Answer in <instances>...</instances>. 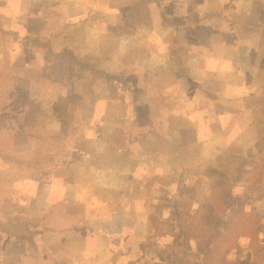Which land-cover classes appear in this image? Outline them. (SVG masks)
Here are the masks:
<instances>
[{
    "label": "crops",
    "instance_id": "1",
    "mask_svg": "<svg viewBox=\"0 0 264 264\" xmlns=\"http://www.w3.org/2000/svg\"><path fill=\"white\" fill-rule=\"evenodd\" d=\"M16 1L23 34L15 41L22 48L15 62L39 55L28 50L33 45L55 55L80 51L96 75L86 84L90 97L100 89L116 93L98 107L102 118L90 119L115 132L113 162L99 166L94 161L103 157L83 143L88 152L77 151L73 158L82 162H73L87 164L69 167L80 178L68 180L63 200L49 202L57 211L54 256L74 257L63 264H165L168 238L154 223L178 228L175 208L189 204L177 199L190 195V176L203 184L210 175L211 185L215 171L229 173L237 155L262 161L264 149L256 154L250 148L264 145V0H150L146 6V0ZM50 20L58 23L50 27ZM0 29L19 31L2 15ZM123 70L125 82L118 80ZM148 78L154 80L136 86ZM125 98L146 118L119 108ZM140 99H148L147 106ZM96 108L94 102L85 107ZM96 174L95 184L81 180Z\"/></svg>",
    "mask_w": 264,
    "mask_h": 264
},
{
    "label": "rangeland",
    "instance_id": "2",
    "mask_svg": "<svg viewBox=\"0 0 264 264\" xmlns=\"http://www.w3.org/2000/svg\"><path fill=\"white\" fill-rule=\"evenodd\" d=\"M149 1H144L143 6ZM20 5L16 0L0 3V15L19 30L8 31L5 39H0V264L69 263L74 261V257L68 253L54 256V243L59 235L50 230H55L53 214L57 211L49 202L51 198L63 200L68 180L80 178L70 175L69 167L76 169L87 164L75 163L82 161L73 158L77 151L88 152L83 143L92 144L90 146L95 152L92 155L103 157L94 161L99 166L107 167L113 162L109 152L114 149L115 132L110 128H99L90 119L100 118L101 105L109 100L108 95L116 93L106 91L101 94L100 89L96 91V98L90 97L86 84L95 81L96 75L90 73L91 65L80 58L85 57L80 51L55 55L48 51V47L36 48L33 45L27 47L28 50L31 47L34 52L41 50L39 55L30 53L25 64L15 62L17 60L13 56H20L22 49L15 45L23 34L19 24L22 21L18 13ZM146 22L150 23V18ZM49 23L53 27L58 22L50 20ZM42 39L46 44L47 37ZM158 53L156 58L161 59L162 53ZM77 74H87L89 79L79 78ZM120 75L118 80L125 82V71ZM152 80L138 79L136 86L140 83L146 86L145 82ZM106 82L102 79L99 83L105 85ZM62 92L66 94L61 95ZM140 100L141 105L147 106L144 104L148 99ZM157 100L161 103L160 99ZM93 102L97 104L95 112L85 109ZM79 104H82L80 114L77 112ZM119 108L127 111L129 116L135 114L146 118L144 109L134 113L128 98L121 101ZM148 141L149 138L146 139ZM261 148L264 149V145L250 149L260 154ZM4 156L10 158L5 159ZM259 157L261 162L246 160L243 154L231 160L227 174L235 172V175L230 178L227 175L226 183L224 181L219 186L217 195L210 202L207 201L213 193L211 186L215 185L209 184L211 176L203 184L197 183L196 176H190V195L177 199L189 204L186 209L193 213L187 218L188 229L182 233L176 224L154 223L157 230L168 238L166 251L161 255L165 264H264V152ZM217 168L216 164L214 170ZM86 178L81 180L95 184L100 174ZM53 186L56 187L55 192L52 191ZM162 211L168 210L163 208ZM40 218L44 221L41 222ZM215 235L228 240L218 243L221 249L213 252L209 242ZM67 246L73 248L72 244ZM74 256L79 262L77 255Z\"/></svg>",
    "mask_w": 264,
    "mask_h": 264
},
{
    "label": "trees",
    "instance_id": "3",
    "mask_svg": "<svg viewBox=\"0 0 264 264\" xmlns=\"http://www.w3.org/2000/svg\"><path fill=\"white\" fill-rule=\"evenodd\" d=\"M8 35L7 31L4 30V29H0V39H5V37ZM4 158L6 159H9L10 156H4ZM244 162V161H243ZM239 171V170H238ZM215 174L216 175H213L214 178H215V185L213 187V193L212 195L210 196V198L208 199L207 202H210V201H213L215 196L217 195V190H219V186L222 185V183H226V178H227V175L226 173L223 172L222 168H219L218 171H215ZM235 175V172H232L231 175H228L229 178L234 176ZM236 180V179H235ZM176 192L174 193H170L171 195V198L175 201V198H174V195ZM200 201V200H199ZM201 203V202H200ZM209 204V203H207ZM178 208H180V211L178 210ZM178 208H175L177 209V218L179 219L178 220V229L180 230V232L184 233L185 229H188L187 227V218L189 217H192L193 214H191L189 211V209L187 210L186 206L185 205H181L180 207ZM256 230V226L254 228ZM51 232H53L52 230H50ZM228 238L226 237H221L220 235H215L214 238L212 240H210L209 243H211V247L213 250V252L217 251V249H221L222 246H219L218 243L220 242H227ZM212 251V250H211Z\"/></svg>",
    "mask_w": 264,
    "mask_h": 264
}]
</instances>
